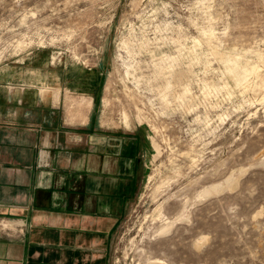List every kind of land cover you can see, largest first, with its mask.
Wrapping results in <instances>:
<instances>
[{
    "label": "rangeland",
    "instance_id": "374dc122",
    "mask_svg": "<svg viewBox=\"0 0 264 264\" xmlns=\"http://www.w3.org/2000/svg\"><path fill=\"white\" fill-rule=\"evenodd\" d=\"M37 50L102 68L101 120L143 135L111 264H264V0H0V72Z\"/></svg>",
    "mask_w": 264,
    "mask_h": 264
},
{
    "label": "crops",
    "instance_id": "0c3cea01",
    "mask_svg": "<svg viewBox=\"0 0 264 264\" xmlns=\"http://www.w3.org/2000/svg\"><path fill=\"white\" fill-rule=\"evenodd\" d=\"M29 63L0 72V264H111L143 135L101 120L98 65L54 63L46 50ZM81 97L88 107L68 108Z\"/></svg>",
    "mask_w": 264,
    "mask_h": 264
},
{
    "label": "bare ground",
    "instance_id": "6f19581e",
    "mask_svg": "<svg viewBox=\"0 0 264 264\" xmlns=\"http://www.w3.org/2000/svg\"><path fill=\"white\" fill-rule=\"evenodd\" d=\"M210 32V31H209ZM209 38V37H208ZM211 41V40H210ZM236 57V56H235ZM169 58V57H168ZM231 58V57H230ZM240 58V57H239ZM167 59V58H166ZM173 59V58H172ZM172 59H170V61H168V62H172L173 63V60ZM177 59V58H176ZM232 60H233V58H231ZM236 59V58H235ZM237 59H238V57H237ZM165 60V59H164ZM168 60V59H167ZM166 60V61H167ZM172 60V61H171ZM174 60H175V58H174ZM229 60V59H228ZM239 61V60H238ZM240 62V61H239ZM238 62V63H239ZM162 63H164V62H162ZM160 64L159 66H157L158 67V72H157V74L158 73H161V72H164L163 70H162V65L163 64ZM171 63V64H172ZM224 63L226 64V62L224 61ZM229 63V62H228ZM238 63H237V60H233L232 62H231V64H229V70L233 73L232 74V76L234 75L235 76V78L236 79H238V80H242V79H244L246 76H247V74L249 73H254V72H257L256 71V69L254 68V67H246V65H245V67L243 66H239L238 65ZM241 64V63H240ZM247 64V63H246ZM158 65V64H157ZM173 65V64H172ZM227 65V64H226ZM164 66H165V64H164ZM167 66H168V64H167ZM170 66V65H169ZM163 69H164V67H163ZM162 70V71H161ZM228 70V71H229ZM169 71H171V70H168V72ZM230 72V73H231ZM171 73H172V71H171ZM226 73V72H225ZM180 74H182L181 72L180 73H177L176 75H180ZM159 75V74H158ZM163 76V75H162ZM166 79V80H165ZM165 82H164V84H163V89L165 90V92L167 91V89L169 88V87H171L172 85H171V82H172V77H165ZM227 83V82H226ZM189 84V83H188ZM187 84V85H188ZM225 84V83H224ZM234 84H235V82H234ZM240 84V83H239ZM238 84V85H239ZM187 85H184L183 86V91L181 90V92H182V94H180L179 95V93L177 94V97H178V95H179V97H180V101L184 98L183 96H185V94L189 91L188 90V87L190 86H188L187 87ZM204 85V84H203ZM212 85V84H211ZM226 85V84H225ZM229 85V84H228ZM237 85V84H236ZM214 86V85H213ZM232 86V85H231ZM212 87V86H211ZM215 87V86H214ZM213 87V88H214ZM190 88V87H189ZM212 88V89H213ZM191 89V88H190ZM206 88L204 87V90H205ZM162 90V89H161ZM191 91V90H190ZM212 91V90H211ZM162 92V91H161ZM207 92V91H206ZM205 92V93H206ZM190 93V92H189ZM168 94V93H167ZM162 95H165V94H163L162 93ZM192 95V94H191ZM206 95V94H205ZM168 98V97H167ZM182 98V99H181ZM185 99V98H184ZM181 102H183L184 103V101H181ZM187 103H190V101L189 102H187ZM192 105V104H191ZM190 108V107H189ZM69 110V109H68ZM71 112V111H70ZM123 120H124V123L126 124V125H128V123H129V120H128V115L123 111ZM215 191V190H214ZM211 193V192H210ZM213 193V192H212ZM3 221V220H2ZM7 221V220H6ZM9 223V222H8ZM7 223V224H8ZM2 224V223H1ZM10 225V224H9ZM8 225V226H9ZM146 264H166L163 260H161V259H158V258H156V259H152L151 261H149L148 263H146Z\"/></svg>",
    "mask_w": 264,
    "mask_h": 264
}]
</instances>
